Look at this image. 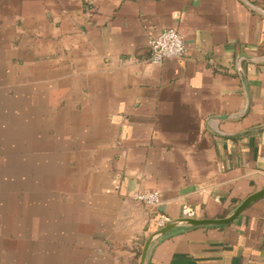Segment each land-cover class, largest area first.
<instances>
[{
	"label": "crops",
	"instance_id": "0c3cea01",
	"mask_svg": "<svg viewBox=\"0 0 264 264\" xmlns=\"http://www.w3.org/2000/svg\"><path fill=\"white\" fill-rule=\"evenodd\" d=\"M261 189L264 0H0V264H139ZM145 264H264V197Z\"/></svg>",
	"mask_w": 264,
	"mask_h": 264
},
{
	"label": "built area",
	"instance_id": "2783aa9c",
	"mask_svg": "<svg viewBox=\"0 0 264 264\" xmlns=\"http://www.w3.org/2000/svg\"><path fill=\"white\" fill-rule=\"evenodd\" d=\"M149 50L148 62L155 65L162 64L170 58H183L188 52L185 39L176 28H166L152 37L149 42ZM133 199L152 206L161 203V195L157 190L138 191L133 195ZM187 210L188 214H192L191 210Z\"/></svg>",
	"mask_w": 264,
	"mask_h": 264
},
{
	"label": "water",
	"instance_id": "95a60500",
	"mask_svg": "<svg viewBox=\"0 0 264 264\" xmlns=\"http://www.w3.org/2000/svg\"><path fill=\"white\" fill-rule=\"evenodd\" d=\"M250 102V99H249ZM264 197V189H261L251 195H249L246 199H244L235 210L223 218H197V217H181L178 219H174L166 223L164 226L159 228L157 231L152 233L148 239L145 241L144 246L142 248L139 264H145L147 255L150 249L151 244L160 236H164L173 230L185 226V227H200V226H222L229 225L235 219H237L241 213L246 210L249 206H251L256 201L260 200Z\"/></svg>",
	"mask_w": 264,
	"mask_h": 264
}]
</instances>
